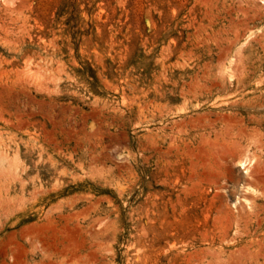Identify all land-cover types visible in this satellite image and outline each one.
<instances>
[{
  "label": "rangeland",
  "instance_id": "obj_1",
  "mask_svg": "<svg viewBox=\"0 0 264 264\" xmlns=\"http://www.w3.org/2000/svg\"><path fill=\"white\" fill-rule=\"evenodd\" d=\"M0 264H264V0H0Z\"/></svg>",
  "mask_w": 264,
  "mask_h": 264
},
{
  "label": "bare ground",
  "instance_id": "obj_2",
  "mask_svg": "<svg viewBox=\"0 0 264 264\" xmlns=\"http://www.w3.org/2000/svg\"><path fill=\"white\" fill-rule=\"evenodd\" d=\"M243 158H244V157H243ZM249 160H250V159H249ZM246 161H247V160H246ZM246 161H245V162H246ZM245 162H244V163H245ZM249 162H250V161H249ZM238 163H239V162H238ZM250 163H251V162H250ZM239 165H240V164H239ZM245 165H246V164H245ZM245 165H244V166H245ZM247 166H248V165H247ZM244 168H245V167H244ZM247 173H248V172H247ZM245 174H246V173H245Z\"/></svg>",
  "mask_w": 264,
  "mask_h": 264
}]
</instances>
